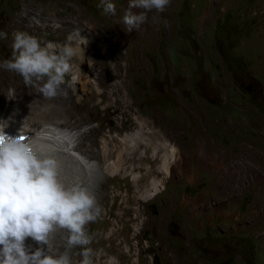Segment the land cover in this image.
<instances>
[{
	"label": "rangeland",
	"instance_id": "obj_1",
	"mask_svg": "<svg viewBox=\"0 0 264 264\" xmlns=\"http://www.w3.org/2000/svg\"><path fill=\"white\" fill-rule=\"evenodd\" d=\"M111 2L115 16L100 0H0V61L17 31L65 44L79 29L89 40L74 43L85 61H73L67 98L0 69V100L14 89L30 107L55 106L96 149L105 133L113 163L123 149L98 200L103 218L89 225L94 264H264V0H171L131 32L129 0Z\"/></svg>",
	"mask_w": 264,
	"mask_h": 264
},
{
	"label": "clouds",
	"instance_id": "obj_2",
	"mask_svg": "<svg viewBox=\"0 0 264 264\" xmlns=\"http://www.w3.org/2000/svg\"><path fill=\"white\" fill-rule=\"evenodd\" d=\"M170 3L171 0H129L122 18L127 32L139 31L148 21V13H163ZM97 7L102 8L103 15L117 14L111 0H100ZM156 20L154 16L153 22ZM7 39L8 33L0 30V40ZM80 41L89 43L79 29L69 35L65 44L45 42L26 31H17L12 55L0 61V69L21 76L25 86L35 87L45 98H67L85 61L81 50L74 46ZM74 59H80L79 66ZM6 97L15 99V90L9 89ZM6 126L7 122H0V264H76L72 251L76 248L82 257L79 264H94L98 252L90 246L94 235L89 225L103 218L96 194L79 183L68 185L62 181L56 158L43 154L31 139L7 136ZM57 230L67 232L61 253L52 251L51 237ZM28 238L41 247L32 251L26 244Z\"/></svg>",
	"mask_w": 264,
	"mask_h": 264
},
{
	"label": "bare ground",
	"instance_id": "obj_3",
	"mask_svg": "<svg viewBox=\"0 0 264 264\" xmlns=\"http://www.w3.org/2000/svg\"><path fill=\"white\" fill-rule=\"evenodd\" d=\"M6 99L4 96L0 100V122H7L4 133L9 137L21 136L33 140L43 154L51 155L59 161L62 181L68 185L79 183L88 187L94 191L99 200L102 193L105 194L106 177L119 173L121 166L125 163L123 149L119 150L117 161L113 163L109 160L110 150L105 133L102 135L103 140H101L100 147L96 149L94 139L84 141L89 137L88 129L85 126L70 127L69 121L59 116L60 112L55 114V106L42 104L39 107H30L31 103H24L20 99L9 101ZM139 136L138 132L133 133L130 137H124L122 142L131 144L138 142ZM174 151L175 148L171 146L168 153L170 157H174ZM135 180L138 181L137 176H135ZM157 185L158 182H155L154 189L157 188ZM152 194L154 192L149 193L148 196ZM66 241L67 232L57 230L51 237L52 251L54 253L63 251ZM26 244L31 245L32 251L41 247L31 238L26 240ZM43 247L47 251V246L43 245Z\"/></svg>",
	"mask_w": 264,
	"mask_h": 264
},
{
	"label": "flooded vegetation",
	"instance_id": "obj_4",
	"mask_svg": "<svg viewBox=\"0 0 264 264\" xmlns=\"http://www.w3.org/2000/svg\"><path fill=\"white\" fill-rule=\"evenodd\" d=\"M167 135V134H166ZM173 146V145H172ZM171 149V148H170ZM174 157H171V159H173ZM193 161V160H192ZM193 162H195V161H193ZM196 163V162H195ZM177 164H179V163H177ZM169 172H170V174H169V176L171 177V176H173L174 175V173L176 172V167H175V165L174 166H172L171 168H170V170H169ZM179 173H181V171H180V169H178V171H177V179H174L173 181L174 182H180L181 180L183 181L184 179H183V177H180L179 176ZM189 185H190V183H189ZM165 188V187H164ZM215 189H216V187H215ZM157 192V191H156ZM154 194H155V192H154ZM186 194H188L187 193V191L185 190H183L182 192H181V194H180V200H184V197H185V195ZM177 202V201H176ZM155 209V208H154ZM155 211H157L156 209H155ZM190 210L189 209H187L186 210V214L189 212ZM217 211V204L214 202V206H212V209H211V212H213V213H215ZM201 215H203V214H201ZM150 237L151 238H153V236L152 235H150Z\"/></svg>",
	"mask_w": 264,
	"mask_h": 264
},
{
	"label": "snow or ice",
	"instance_id": "obj_5",
	"mask_svg": "<svg viewBox=\"0 0 264 264\" xmlns=\"http://www.w3.org/2000/svg\"><path fill=\"white\" fill-rule=\"evenodd\" d=\"M24 137H21V139H23Z\"/></svg>",
	"mask_w": 264,
	"mask_h": 264
},
{
	"label": "water",
	"instance_id": "obj_6",
	"mask_svg": "<svg viewBox=\"0 0 264 264\" xmlns=\"http://www.w3.org/2000/svg\"><path fill=\"white\" fill-rule=\"evenodd\" d=\"M251 87L249 86V89H250Z\"/></svg>",
	"mask_w": 264,
	"mask_h": 264
}]
</instances>
